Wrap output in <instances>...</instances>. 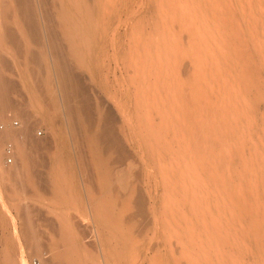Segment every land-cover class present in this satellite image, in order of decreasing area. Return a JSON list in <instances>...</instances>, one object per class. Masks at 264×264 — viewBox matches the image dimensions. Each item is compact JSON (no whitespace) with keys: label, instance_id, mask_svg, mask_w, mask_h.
Here are the masks:
<instances>
[{"label":"rangeland","instance_id":"rangeland-1","mask_svg":"<svg viewBox=\"0 0 264 264\" xmlns=\"http://www.w3.org/2000/svg\"><path fill=\"white\" fill-rule=\"evenodd\" d=\"M98 3L102 35L93 50L95 67L91 71L83 70L85 83L94 102L114 109L128 154L132 153L126 162L114 159L113 170H132L129 179L139 182L138 188L146 191L149 206L153 202L158 212L153 213L155 208H152L149 215L134 216V207L123 211L119 202L114 210L116 216L124 215L120 230L127 233L131 228L129 233L133 236L123 244L116 242L113 236L116 231L108 224L118 217L96 225L83 213L88 206L78 196L62 205L50 199L30 202L42 211L40 214L33 211L41 229L39 238L44 254L41 251L39 255L19 234L18 210L6 197L12 209V214L9 213L18 223L9 218L10 214L0 203V264H24L21 261L24 258L27 264H41L47 259L48 264H55L52 261L55 252L64 247L59 249L54 244L63 235L59 229H52L48 218H55L53 211L77 213L79 210L82 215L78 216V212L75 220L78 238L66 241L79 245L78 256L87 258L89 264H143L145 259L144 264L150 261L152 264H264V0H98ZM119 21L123 22L122 26ZM114 29L117 30L112 36ZM31 45L39 49L38 43ZM3 48L10 64L9 74L17 80V87L20 85L13 97L27 103L22 106L30 105L23 107L34 113L31 116L40 125L36 127V135L43 139L51 136L58 142L60 149L52 140V148L58 152L61 150L58 135L66 130L61 134L69 140L70 153L66 150L59 154L61 160L56 163V170L68 176L64 184L74 185V193L75 187L82 191L79 161L70 140L73 133L66 124L60 133L52 131L53 126L42 118L31 100L29 88L40 83L37 76L26 72L33 63L11 47H6L7 52ZM123 60L131 72L125 70ZM138 71L141 73L137 74ZM41 94L42 103L46 100L54 103L47 91ZM60 112L62 108L54 113L60 117ZM14 113H11L13 122L0 120V129L8 123L11 125L7 126L20 125ZM50 132H54L55 138ZM12 145L13 140L6 139L3 159L6 165L14 163ZM129 163L134 164L131 169ZM3 170L0 166L1 177ZM4 175L7 177L5 171ZM8 183H0L5 196ZM97 192L110 193L102 189ZM48 209L52 212L47 213ZM154 214L157 216L153 217ZM55 224L59 227L58 221ZM131 241H135L134 249L130 247ZM139 241L142 245H138ZM171 242L175 243L171 245ZM115 245L127 248L123 257L116 254ZM171 251L177 255L173 257Z\"/></svg>","mask_w":264,"mask_h":264},{"label":"bare ground","instance_id":"bare-ground-1","mask_svg":"<svg viewBox=\"0 0 264 264\" xmlns=\"http://www.w3.org/2000/svg\"><path fill=\"white\" fill-rule=\"evenodd\" d=\"M100 8L98 0H0V37L2 39V41H0V120H4L2 121L3 123L5 121L7 123V120L11 122L13 120H11L13 115H11V113L15 112L14 114H16L18 117L17 120L20 119L21 122L20 125L18 124L19 126L17 125V127L7 126L8 124L11 125L10 123H8L6 126L3 125L5 126L3 130L0 129L2 130L0 131V166L4 168L2 173L3 177L0 176V183L6 185V183L9 182L8 184H10L9 187H6L7 196L3 195V190H1L2 187L0 184V192L2 193H0V203L5 207L3 208V210L6 209L8 214L11 213L12 209L10 208V206H8L6 197L11 205H13L14 207L16 206L15 208L18 210V213L20 215H18L17 218H20L18 220L21 221V228H18L21 229L19 230V234L23 235L26 238L25 240L28 243L32 244L35 251L39 252V255L41 251L43 252V244L39 238L41 229L38 225V222L34 219L33 211H36L37 214H40L42 211L35 205L34 210V207L32 206L33 204L31 203H39L44 199H50L51 201L56 203L61 202L62 205V202L64 201L71 202L72 200L73 202V198H75L74 196H78V198H80V200L86 204V207L88 206V208L86 209L89 210V213L88 210L83 213H87L88 216L91 217L94 222H96V225L98 222L103 224L104 222L106 223V221H112L111 218L115 217L117 214L114 210L117 209L115 208V206L119 205V202L122 203L121 206L124 207H121V210L126 208L130 210L129 208L132 209V207H134L136 209L134 210V216L139 215L143 217L149 215L147 213H149L152 208H155L153 202H151L149 206V200H147L146 191L143 189V187L142 189L138 188L139 184L137 183L139 182L134 180L136 182V186L138 185L136 188L135 184L131 182L133 181V179H129V172H131L132 170L129 171L125 168L119 172H115V170H113L114 167L112 166L114 165H112V162L114 161V159L124 162L125 159H127L132 153L130 152L131 154H128L127 148L124 144V137L121 133L123 131L119 128L120 126H117L118 117L114 109L104 108L102 106V103L94 102L96 100H93L92 95H90L89 92V87L85 83L83 70H93V50L94 48H96L98 40H101V37L99 39V36L102 35L99 30ZM111 14L108 13V15ZM105 18L109 19L107 15ZM122 21H124V19ZM122 23L123 22H121L120 25ZM103 24L104 23H102V27L105 25ZM117 24L119 25V23ZM105 30L107 32L108 29L106 28L104 29V31ZM114 30L115 32H111V34H113L112 36L115 35L114 33H116L117 29ZM32 42L35 43V45L38 43L39 49L36 50L32 48ZM7 46L9 48L11 47L12 50L16 51L17 54H23V56H25L28 61L33 63L31 66L32 68L30 67L26 70V72L32 73L34 74V76H37L40 79V83L38 85H35L34 88L30 87L29 91L31 94V100L40 110V115L42 116V118L48 121L50 127L53 126L52 128L54 129H52V131L56 130L55 132L59 131L60 133V129L64 126V124H66V126H68L69 128L70 133H73V138L70 137L73 140L70 138L69 139L73 144L72 147L74 149V153L76 154V159L78 158L79 161V164H77L79 167V175L81 176L80 178L84 184V186L81 185L83 187L82 191L78 189L80 191L79 192L75 187L74 193L72 188L74 187L73 184V186H68L67 183L64 184L65 177L67 179L68 176H65L63 172V174H60L59 172H57L58 169L56 170V163L61 160V155L59 154L62 152L64 153V151L66 150L70 153V149L68 148L69 140L67 141V138L63 134H61L62 132H66V130H62V132L58 135L60 140L59 142L61 144V150L57 152L56 150H54V148H52L53 139L51 136H49L50 138L48 137L46 139H43L39 138L37 136L38 134L36 135V127L40 125L37 126V119L35 118L34 120L32 118V116L34 117V113L32 114L31 109V113H29V109L26 110L24 108L26 107L25 105L27 103H22V100L20 101L19 99H14L13 94L16 93V91L18 90L17 88H19L20 85L18 84L19 86L17 87V80L15 78H12V76L9 74V62L6 56H4L5 54L3 55L2 52L4 51L3 47H5V51L7 52ZM12 50L9 51L13 53ZM104 51L105 50H103L102 52ZM94 53L96 52L94 51ZM97 53H99V51ZM21 55L19 54V56ZM122 62H126V60H123ZM123 65L125 66V70L129 72L130 70L127 62L123 63ZM138 68L140 69V67ZM138 68L137 70H139ZM138 72L139 73L137 74L141 73V71ZM41 91H47L51 98L54 100V103L51 104L50 102H48V100H46V102L49 103L47 104L46 102H44L46 99L45 97L43 101L44 103H42L40 96L43 95L41 94ZM19 101L21 104L19 103ZM22 104H25L23 105L24 107L22 106ZM29 106L30 105L28 104L27 107L29 108ZM55 108H57V110L59 108H62L60 117L59 115L56 116V113H54L55 111L57 112ZM32 109L35 108L32 107ZM53 109L55 110L54 112H52ZM150 125L152 126V124ZM52 133L53 134H51L50 132V134L54 136V132ZM6 139H12L14 142V145H12L11 147V155L14 156V163L10 165H6L3 163L4 156L6 155V150L4 149V147L6 146ZM55 144V146H58V142L55 141ZM112 153L114 154V156L112 155ZM127 165H132V163H129ZM156 165L154 166L156 167ZM133 166L134 164L129 168L131 169ZM159 168L160 167H158V169ZM4 171L5 173H7V177L4 175ZM132 174L130 175L131 177L133 176ZM86 182L88 184H86ZM170 185L172 186V184ZM97 189H102V191L105 190V192L108 191L110 192V195L107 194V196L104 193L100 195L97 192ZM76 191L78 192L76 193ZM53 205L55 207V204ZM86 209L83 208V210ZM155 209L152 211L153 213L157 211V209ZM47 211V213H49V211L52 212L50 209H48ZM78 212H75V214L69 212L53 211V213H55V218H48L49 220L47 219L52 229H59L62 232L61 235H63V237L61 236L63 239L54 244L55 247L59 249L64 247L62 250H59L54 254L52 261H56V263L62 262V264H89L87 258L83 260L84 257L80 258V256H78L79 245L77 246L75 243L66 241L68 239H71L72 241L76 236V238H78V233H76L77 231L75 230V220H78ZM79 213L80 214H78V216L82 215V212ZM120 213L123 214L124 212ZM11 214L9 218L13 220L15 216L13 215L14 217H11ZM155 215L156 214H154L153 217ZM84 216L85 215H83V217ZM116 217H118L119 219L114 218L113 222H110L108 224H112L113 231H116L113 235L116 242L118 243L120 241L125 244L129 237H133L130 236V234L132 233H129L132 232V230L130 228L129 232H122L120 230V224L122 223L124 215H120L118 213ZM133 218L135 219L136 217ZM85 219L83 223L86 222ZM152 219H154L155 222V218ZM40 220L43 221L42 218ZM56 221L59 222V227H56ZM15 222L17 221L15 220ZM15 224L13 225V227L15 226ZM154 225L156 226V223H154ZM77 226H79V224ZM18 229L15 226L14 230L18 232ZM80 233L81 232H79V234ZM130 240H135V238H130ZM131 242L133 244H131L132 246L130 247L133 248L135 246V241ZM139 243L141 242L139 241ZM139 243L138 245H142V243ZM174 243L175 242H171V245H173ZM157 246L158 243L156 247ZM176 246L177 244H175V247ZM138 247L139 246L136 245V248ZM122 248L123 249H120L116 245L113 247L114 251H117L116 254H118L119 257H123L124 249L126 247L124 248L123 246ZM175 249H177V247ZM173 251H171V253ZM21 252L24 253V248L22 247ZM171 253L169 254V256L171 255ZM136 254L137 253L135 252V255ZM172 255L173 257L174 255L176 256L177 252H173ZM163 257L164 255H161V259H163ZM48 260L49 259L44 261L42 260L43 262L41 264H48ZM21 261L24 264H27V260L25 258ZM144 261L142 262L143 264L145 263ZM164 262L165 261H163V263ZM150 263L151 261L149 262V264ZM177 263L179 262L177 261Z\"/></svg>","mask_w":264,"mask_h":264}]
</instances>
